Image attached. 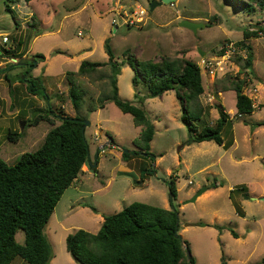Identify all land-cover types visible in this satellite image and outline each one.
I'll use <instances>...</instances> for the list:
<instances>
[{
  "label": "rangeland",
  "instance_id": "obj_1",
  "mask_svg": "<svg viewBox=\"0 0 264 264\" xmlns=\"http://www.w3.org/2000/svg\"><path fill=\"white\" fill-rule=\"evenodd\" d=\"M154 1L161 2L0 0V41L3 44V39L8 38L3 44L6 49L18 47L21 42L20 58L16 60L24 64L41 53L46 58L49 56L48 62H55L54 70L60 75L78 70V64L84 60L108 62L105 41L110 39L119 63L129 56H135L140 62L159 61L166 56L197 63L205 88L200 100L206 113L198 122L200 127L216 124L221 104L227 112H237V99L231 88L238 81H244V94L256 106L252 116L241 118L237 113H229L233 126L224 137L227 142L233 139L234 145L224 149L214 141L188 142L190 132L181 120L182 105L174 91L146 98L143 105L155 126L150 146L156 159L152 162L145 156H132L125 160V150L145 154L137 143L141 131L135 126L133 116L124 114L114 103L104 109L98 107V99L112 89L110 68L93 75V80L74 76L76 86L85 91L80 109L73 104L69 93L71 83L66 77L49 79L43 76L44 69L35 74L34 68L30 70L32 77L27 75L28 80L40 76L48 92V102L41 94H26V84L20 81V76L29 66H15L0 72L1 159L15 165L23 153L33 152L43 144L52 126L47 122L34 127L28 124L38 110H45L49 104L56 113L85 117L89 122L86 138L92 164L99 152L96 168L89 162L83 166L48 223L45 232L54 253L51 264H78L67 251V236L81 229L97 233L104 217L134 202L168 210L176 208L179 235L196 264H222L223 256L227 264H257L264 258V127L255 130L251 127L255 122L264 121V33H260V38L246 41L253 47L255 75L249 74L248 52L242 46L236 45L238 50L231 56L221 54L231 42L243 41L245 30L264 27V10L256 7V11L249 12L238 5L239 0H174L151 10ZM119 14H128L127 22L123 23ZM114 19L120 25H115ZM187 19H194L190 21L203 27L193 32L180 26ZM37 35L40 37L36 39ZM85 46L90 49L85 50ZM56 48L65 50L64 54L50 58L58 52ZM5 62L13 61L0 56V70L10 64ZM204 62L220 65L215 72H210ZM5 74L11 82L20 83L13 87V94ZM134 76V70L125 63L118 76L119 97L138 105L148 91L142 85L134 87ZM59 124L57 121L56 125ZM9 131L20 134L18 142L8 140ZM174 173L178 193L172 206L167 182ZM214 185L218 187L213 188ZM204 186L208 191L195 203L188 202L192 190L198 191ZM242 186H246L250 199H244L241 192L230 199L231 192ZM90 207H95L98 213ZM199 223L210 226H199ZM214 225L224 230L220 232ZM16 239L22 244L24 232L19 231ZM11 264L28 263L17 257Z\"/></svg>",
  "mask_w": 264,
  "mask_h": 264
},
{
  "label": "trees",
  "instance_id": "obj_2",
  "mask_svg": "<svg viewBox=\"0 0 264 264\" xmlns=\"http://www.w3.org/2000/svg\"><path fill=\"white\" fill-rule=\"evenodd\" d=\"M34 0H25L30 3ZM238 5L249 12L256 7L264 10V0H239ZM264 27L245 30L244 40L236 43L247 50L246 67L249 74L255 75L253 69V47L246 43L251 38H260ZM21 42L15 49L0 46V56L20 58L18 51ZM105 50L109 56L108 62L82 61L77 72H68L67 80L71 83L70 97L77 109H80L84 98V90L76 86L74 76L89 77L110 68L109 77L111 92L98 99V107L106 108L114 103L124 114L133 116L134 123L141 127L139 151L123 152L128 160L132 156H145L155 161L151 153V142L155 136V126L144 108L146 98L161 97L174 91L182 105V122L190 132L189 143L214 141L219 146L229 149L234 140H225L224 133L232 130L233 119L226 109L220 105L219 118L214 126H199L206 113L200 97L204 94L202 72L199 65L184 58L162 57L159 61L140 62L135 56H129L119 63L112 49L110 39L105 41ZM225 49L221 50L224 54ZM126 53H129L126 51ZM37 63L45 61L43 54H37L30 62L10 63L0 72L13 69L15 66H29L20 76V81L26 84L25 92L29 96L41 94L49 102L47 89L40 78L28 80L30 70ZM128 63L135 72L134 87L142 85L148 91L138 105L135 102L123 101L119 97L118 76L122 66ZM32 77V74L30 75ZM10 81V92L13 94V83ZM25 78V79H22ZM29 81V82H28ZM244 81H238L231 90L236 92V108L239 117L252 116L255 112L253 100L244 94ZM28 124V127L38 126L47 122L52 129L46 134L43 144L33 152L23 153L15 165H9L0 158V264H11L21 257L28 264H50L54 258L52 245L46 235V228L65 191L73 184L82 172L83 166L89 161L90 144L86 138V118L82 116L68 117L56 113L49 104ZM62 111V110H61ZM60 121L59 125L56 122ZM252 129L264 127V121L251 124ZM8 140L16 143L20 134L9 131ZM177 173V172H176ZM174 173L167 182L171 205L177 199V174ZM217 188V185L212 186ZM241 192L244 199H250L246 186L234 189V194ZM235 206L240 209L236 202ZM98 213L95 207H90ZM240 214V213H239ZM199 226H210L199 223ZM220 232L223 227L214 225ZM19 231L25 234L24 244L18 243L16 235ZM179 215L176 208L165 209L134 202L122 211L104 217V222L97 233L78 230L66 238L67 251L78 264H196L190 249L184 240L180 239ZM237 237V233L233 232ZM187 247V248H186ZM222 264H227L222 257ZM257 264H264V258Z\"/></svg>",
  "mask_w": 264,
  "mask_h": 264
},
{
  "label": "crops",
  "instance_id": "obj_3",
  "mask_svg": "<svg viewBox=\"0 0 264 264\" xmlns=\"http://www.w3.org/2000/svg\"><path fill=\"white\" fill-rule=\"evenodd\" d=\"M187 20H194V19H187ZM43 36V35H42ZM40 37V35H37V37H36V39L37 38H39ZM4 44V43H3ZM3 44H2V42L0 41V46H2L3 48H5L4 46H3ZM15 48H17V47H15ZM15 48H13V49H15ZM56 49H58V48H56ZM84 49L85 50H87V49H90L89 48V46H85L84 47ZM32 51H34V50H32ZM64 51L65 50H62V49H58V52L54 55V56H50V58H52V57H58L59 55V53H62V55L64 54ZM52 52H53V50L51 51V54H52ZM0 54H1V52H0ZM41 54V53H40ZM44 55V54H43ZM45 56V55H44ZM67 56V55H66ZM49 56H47V58L45 59V61L44 62H39V63H37V65H36V67L33 69V71L34 72H32V73H37L38 71H41V70H43L44 69V74H43V76H45V77H47V78H54V77H56L57 79L58 78H60L61 76H63V77H66L67 78V74H68V72L69 71H67V72H63V73H61L60 75H56L58 72H56L55 70H54V63L55 62H48L49 61V58H48ZM5 58V57H4ZM9 59H11V61H13L12 63H17L18 61V59L19 58H10L9 57ZM13 59V60H12ZM17 59V60H16ZM8 63H11V62H5V64H8ZM82 63V62H81ZM81 63H79L78 64V66H77V68L79 69V67H80V65H81ZM78 70H75V71H73V72H77ZM13 72V71H12ZM36 76H38V77H34V78H40V76L39 75H36ZM20 83L19 82H15L14 84H13V87H15V86H17V85H19ZM229 91V90H228ZM226 92V91H225ZM235 92V91H234ZM235 97H236V92H235ZM222 105V104H221ZM223 106V105H222ZM64 107V106H63ZM224 107V106H223ZM225 108V107H224ZM226 109V108H225ZM228 114L229 113H237V112H227ZM130 115V114H129ZM229 115H231V114H229ZM233 117V116H232ZM136 126V125H135ZM137 127V126H136ZM138 129H140V131L142 130V128L141 127H137ZM110 141H112V140H110ZM233 145H234V143H233ZM233 145L231 146V147H233ZM221 147H223V146H221ZM230 147V148H231ZM224 148V147H223ZM229 148V149H230ZM225 149V148H224ZM90 155H91V151H90ZM99 156V155H98ZM97 162H98V160H97ZM81 174V173H80ZM198 190V189H197ZM195 192H197L196 191V189H194V190H192V195H190V198H192V196H193V194H195ZM104 221V220H103ZM103 224V223H102ZM17 236V235H16ZM17 240V239H16ZM24 242H25V239H24V241H23V243L22 244H24ZM72 261V260H71ZM52 262V261H51ZM73 262V261H72ZM51 264V263H50Z\"/></svg>",
  "mask_w": 264,
  "mask_h": 264
},
{
  "label": "water",
  "instance_id": "obj_4",
  "mask_svg": "<svg viewBox=\"0 0 264 264\" xmlns=\"http://www.w3.org/2000/svg\"><path fill=\"white\" fill-rule=\"evenodd\" d=\"M174 0H161V2H157V1H154L152 2L151 4V10H154L155 7L157 6H161L163 4H169L170 2H173ZM180 26L184 27V28H187L189 30H192L193 32H197L198 29H200L202 26V24L200 23H196V22H193V21H190V20H183L182 22H180ZM201 54H204L202 51H200ZM205 55V54H204ZM202 55V56H204ZM37 65V62H35V66ZM73 100V99H72ZM89 124L88 121H86V124L85 126H87ZM24 124H22L23 126ZM86 128V127H85ZM125 153H130L131 151L130 150H125L124 151ZM98 155H99V152H97V155H96V159H95V164L91 162V155L89 154V163L90 165L93 167V168H96L97 166V160H98ZM206 191H208V187L207 186H204L202 187L200 190H198L195 195L188 201L190 203H195L198 198L200 196H202ZM180 239L183 240V238L180 236ZM187 248V247H186Z\"/></svg>",
  "mask_w": 264,
  "mask_h": 264
},
{
  "label": "built area",
  "instance_id": "obj_5",
  "mask_svg": "<svg viewBox=\"0 0 264 264\" xmlns=\"http://www.w3.org/2000/svg\"><path fill=\"white\" fill-rule=\"evenodd\" d=\"M119 16H120L121 20L123 21V23L127 22L126 19H128V17H129L128 14H119ZM113 23L115 25H120V23L117 21V19H114ZM7 41H8V38L5 37L3 39V42L5 43ZM237 48L238 47L236 46V43L231 42L229 45H227L223 57L231 56V54L233 55L235 52H237V50H238ZM218 65H220V63L216 64V62H215V66H213V62H204L205 69L209 70L210 72H215L216 71L215 68L218 67ZM253 107L256 108L255 105H253ZM190 184H191V182H190Z\"/></svg>",
  "mask_w": 264,
  "mask_h": 264
}]
</instances>
